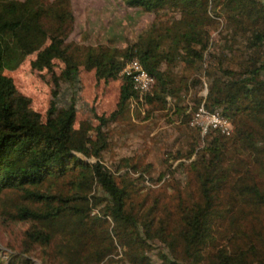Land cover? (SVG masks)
Wrapping results in <instances>:
<instances>
[{
    "label": "trees",
    "instance_id": "16d2710c",
    "mask_svg": "<svg viewBox=\"0 0 264 264\" xmlns=\"http://www.w3.org/2000/svg\"><path fill=\"white\" fill-rule=\"evenodd\" d=\"M119 1L152 16L123 48L68 41L69 0H0V219L25 226L0 264H264V0ZM29 55L51 86L43 114L3 74ZM133 57L154 81L143 95L118 79ZM81 71L120 80L115 109L94 124L76 123L74 97L60 105ZM200 103L231 135L189 126ZM130 107L163 112L188 137L164 153L161 181L186 162L164 201L136 196L151 189L149 164L101 163L108 126Z\"/></svg>",
    "mask_w": 264,
    "mask_h": 264
},
{
    "label": "rangeland",
    "instance_id": "374dc122",
    "mask_svg": "<svg viewBox=\"0 0 264 264\" xmlns=\"http://www.w3.org/2000/svg\"><path fill=\"white\" fill-rule=\"evenodd\" d=\"M69 2L74 23L68 41L83 46L96 47L111 41L114 47L123 48L133 42L152 19L151 15L125 7L119 0H69ZM211 41L219 44L216 32L211 34ZM33 59L34 55H29L17 66H5L3 74L11 79L21 95L29 98L31 108L43 114L50 99L51 86L43 71L38 73L30 69L29 64ZM58 65L59 63L55 61L54 66ZM204 65L203 61L202 66ZM120 78L122 77L119 76L118 79ZM118 79L97 83L92 72L81 71L74 89L65 85L61 87L60 105L74 97L76 123L84 121L94 124L92 113L108 115L115 109L120 83ZM201 80L204 82L203 78ZM73 91L75 95L72 96ZM196 91L198 96L202 95V88ZM140 110L130 107L115 123L108 126L109 145L102 155L101 163L109 170H112L111 164L119 158H131L133 162L149 164L151 171L148 176L153 180L151 189L141 190L136 196L140 198L147 193L148 202L153 198L164 201L174 187L183 186L185 181L183 167L181 169L178 164H186L183 159L172 162L170 170H173V174L166 175L161 181L162 174H166L167 165L164 153L168 150L171 152L185 150L188 137L177 127L176 122L171 123L165 119L163 112L146 116L145 112ZM169 115L172 119V114ZM159 177L160 180L155 181ZM4 204L1 197L0 209ZM24 227L3 223L0 219V255L13 251L19 232ZM152 258L155 259V256ZM33 260L39 264L38 259Z\"/></svg>",
    "mask_w": 264,
    "mask_h": 264
},
{
    "label": "built area",
    "instance_id": "2783aa9c",
    "mask_svg": "<svg viewBox=\"0 0 264 264\" xmlns=\"http://www.w3.org/2000/svg\"><path fill=\"white\" fill-rule=\"evenodd\" d=\"M118 76L128 78L132 90L139 95L147 93L154 82L152 77L143 70L139 61L134 57L124 62ZM205 93V84L202 82V98ZM189 126L197 130L201 137L211 131H216L225 137L231 135V128L227 120L218 111L207 110L203 103H200L192 112Z\"/></svg>",
    "mask_w": 264,
    "mask_h": 264
}]
</instances>
